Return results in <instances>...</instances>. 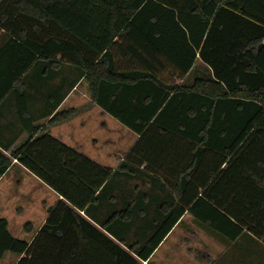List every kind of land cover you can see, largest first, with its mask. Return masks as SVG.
<instances>
[{
    "label": "trees",
    "instance_id": "1",
    "mask_svg": "<svg viewBox=\"0 0 264 264\" xmlns=\"http://www.w3.org/2000/svg\"><path fill=\"white\" fill-rule=\"evenodd\" d=\"M115 47L128 60L124 66L110 55ZM4 54L11 56L5 89L21 88L23 103L17 104L19 133L0 139V176L15 160L61 198L31 242L14 237L1 217L0 259L9 251L21 255L15 264H80L87 252L92 264H142L185 212L229 240L244 230L264 235V0H0ZM62 61L76 67L77 77L62 93L51 90V101L34 116L22 74L34 63L46 74ZM161 70L173 81L160 79ZM81 76L98 100L104 82L144 79L163 91L153 115L185 118L175 126L157 115L136 126L140 137L113 171L46 132L75 112L53 113ZM49 116L46 124L35 123ZM191 148L198 156L193 168L168 166L161 170L166 183L151 186L168 195L150 200L158 213L145 242L126 244L122 229L133 218L123 211L99 223L118 242L79 213L136 155V164L174 162L182 157L178 151Z\"/></svg>",
    "mask_w": 264,
    "mask_h": 264
},
{
    "label": "crops",
    "instance_id": "2",
    "mask_svg": "<svg viewBox=\"0 0 264 264\" xmlns=\"http://www.w3.org/2000/svg\"><path fill=\"white\" fill-rule=\"evenodd\" d=\"M110 55L115 62L123 66L128 62L127 59L120 58L123 55L116 47L113 51L110 50ZM8 57L11 58L10 55L5 54L0 57V139L2 142L9 141L19 133L21 124L17 104L23 103L21 88L16 92L5 89L7 85L5 78L8 79V74L11 73L8 69V63L11 60H8ZM61 63L47 70L46 74H43L39 64L34 63L22 74L25 82L21 84L24 83L27 105L34 112V116L43 112L47 103L51 101L46 97L51 90L56 94L62 93L77 77L75 66L64 61ZM120 69L125 72L138 71L143 74L149 72L145 67L136 69L121 67ZM156 74L167 82L173 81L167 71L161 70ZM97 92L99 100L92 98L84 76L79 77L53 113L69 108H74L76 111L67 119L48 124L46 132L115 171L141 135L135 131V127L155 119L158 115V111L153 115L152 107L160 102L163 91L144 79L141 82L131 79L128 83L119 85L104 82L97 87ZM50 117H41L35 123L46 124ZM157 117L165 122L174 121L175 126L176 122L185 118L181 113L162 114ZM25 136L26 133H20L14 144L19 143ZM192 153V148L185 149L177 152L182 157L174 162L156 158L154 161L143 159L138 164L136 162L141 157L136 155L131 158L133 162L128 161L119 173H112L108 178L104 189L107 193L104 197L101 194L97 201L88 206L89 210H79V213L98 230L118 242L99 223L107 220L115 212L123 211L125 216L133 218V224L122 229L126 244L145 242L154 230L151 220L158 213L157 209L149 207L150 200L157 195L159 197L168 195V189L164 192L159 189L152 192L150 187L163 186L166 183L161 170L168 166L183 168L191 165L193 168L198 156ZM183 156L186 159H183ZM23 187L26 188L25 192ZM46 193L52 194L51 205L46 202V197L49 196ZM60 198L61 196L53 189L15 160L0 176V218H6L8 230L14 237L19 238L21 233H25L27 237L21 239L27 242H31L46 221L49 211ZM24 212L33 218L32 221L19 220L16 214L20 215ZM84 225L91 228L85 222ZM126 244L120 243L128 249ZM7 253L10 252L7 251L5 254ZM11 253L13 258L8 264H15L21 255ZM133 254L137 256L136 253L133 252ZM92 261L93 257L87 252L80 258V264H92ZM142 264H264V235L258 238L244 230L238 237L229 240L194 222L192 216L185 212L149 258L142 260Z\"/></svg>",
    "mask_w": 264,
    "mask_h": 264
},
{
    "label": "rangeland",
    "instance_id": "3",
    "mask_svg": "<svg viewBox=\"0 0 264 264\" xmlns=\"http://www.w3.org/2000/svg\"><path fill=\"white\" fill-rule=\"evenodd\" d=\"M74 109V108H73ZM75 111H76V109H75ZM84 154V153H83ZM86 155V154H85ZM93 155H95V153L93 154ZM87 156V155H86ZM145 188H148V187H145ZM23 189H24V192L26 191V188L25 187H23ZM150 190L152 191V192H156V190L155 189H153L152 187H150ZM107 193V190L102 194V197H104V195ZM47 195L49 194V196L48 197H46V202L48 203V205H51L52 204V200H51V197H52V194H50V193H46ZM45 194V195H46ZM40 195V194H39ZM44 197V196H43ZM17 216H18V218H19V220H21V221H27V219H30L31 221H32V217L31 216H28V213H26V212H24V213H22V214H20V215H18V214H16ZM18 220V221H19ZM33 223H35V222H33ZM38 225V224H37ZM36 225V226H37ZM34 228H35V226H34ZM24 237H27L26 236V234L25 233H21V235L19 236V238L21 239V238H24ZM11 253V252H10ZM10 253H7V254H5V256L0 260V264H8V263H10L11 261H12V258H13V255H11Z\"/></svg>",
    "mask_w": 264,
    "mask_h": 264
}]
</instances>
